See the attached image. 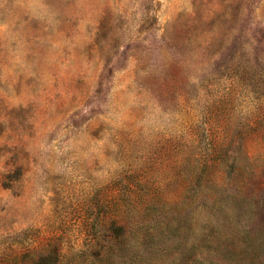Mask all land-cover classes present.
Segmentation results:
<instances>
[{"label": "rangeland", "instance_id": "rangeland-1", "mask_svg": "<svg viewBox=\"0 0 264 264\" xmlns=\"http://www.w3.org/2000/svg\"><path fill=\"white\" fill-rule=\"evenodd\" d=\"M0 264H264V0H0Z\"/></svg>", "mask_w": 264, "mask_h": 264}]
</instances>
